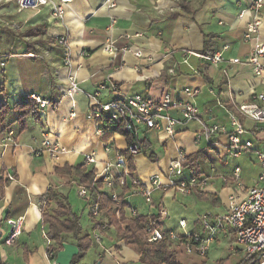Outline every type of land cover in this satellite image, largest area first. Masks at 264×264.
<instances>
[{"label":"crops","instance_id":"obj_1","mask_svg":"<svg viewBox=\"0 0 264 264\" xmlns=\"http://www.w3.org/2000/svg\"><path fill=\"white\" fill-rule=\"evenodd\" d=\"M253 1L116 0V5L109 7L107 0H70L65 4L64 17L57 18L49 5L21 9L19 0H0V107L8 104L13 109L34 94L50 101L28 119L25 129L19 123L13 124L10 129L14 131L13 142L6 141L8 131H3L0 119V264H71L79 251L75 240L66 236L63 247L51 258L48 248L55 242L43 234L46 227L40 203L50 186L69 201L77 193L84 203L81 214L88 211L92 220L90 226L83 227L92 244L79 264H143L140 255L119 237L115 224L110 222L106 211L112 205L108 204L95 218L91 208L97 197L81 196L79 189L83 184L56 168L66 164L94 168L86 161L87 153H95L101 164L126 150L128 140L124 133L110 128L99 133L96 120L89 116L98 104L97 98L90 94L103 85L106 86L101 91L103 101L135 94L158 100L166 91L187 98L186 86L200 87L195 102L201 120L220 123L232 130L227 105L235 107L264 90V79L255 75L246 61L256 39L243 38L248 23L254 19ZM261 10L259 38L264 42V6ZM112 18L116 22L111 26ZM61 36L69 42L70 65L65 63L64 46L57 42ZM109 36L132 50L113 57L103 49ZM225 45L230 48L224 50ZM222 49L225 60L218 64L200 56ZM137 50L143 54L136 55ZM232 57H240L242 61L232 62ZM172 67L176 72L170 71ZM71 74L76 75L80 88L74 94L67 93ZM205 74L213 82H208ZM170 113L182 120L175 134L145 124L138 130L144 149L134 158L135 178L142 186L153 175H159L161 185L153 190V204L146 202L130 180L126 191L118 179L114 186L104 189L108 195L118 194L126 203L127 216L132 208L139 215H150L163 204L167 210L163 229L167 233L172 229L184 233L201 231L199 218L203 213H224L230 195L243 198L256 183L261 171L259 162V174L250 186L243 181V168L237 159L252 152L258 161V153L264 151V131L261 123L245 119L246 127L256 134L246 133L242 138L252 140L254 145L234 155L227 151L225 134L218 135L217 145L198 143L196 134L201 120L184 121L176 109ZM46 137L59 140L68 151L53 157L44 149ZM198 152L202 153L198 160L199 175L207 182L189 194L169 186L171 163ZM192 174V170L184 169L178 179ZM113 208L116 209L114 204ZM20 217L22 232L14 245H8L5 238L12 221ZM182 219L187 220L186 229L179 227ZM105 223L108 227L104 230L100 225ZM224 242L226 248L222 247ZM233 242L229 233L221 236L206 255L183 252L186 255H181V264H215L221 259L227 264H239L242 253L232 250ZM212 248L224 254L212 259Z\"/></svg>","mask_w":264,"mask_h":264},{"label":"built area","instance_id":"obj_2","mask_svg":"<svg viewBox=\"0 0 264 264\" xmlns=\"http://www.w3.org/2000/svg\"><path fill=\"white\" fill-rule=\"evenodd\" d=\"M70 0H19L21 9L39 8L43 5H49L51 13L57 18H63L65 15V4ZM109 7L116 5V0H107ZM264 6V0H254L251 8L255 12L254 19L247 25V31L244 34V40L250 41L256 39L252 46L246 61L249 62L255 75L264 79V42L260 40L259 33L261 27V13ZM116 22L115 18L111 20V26ZM57 42L64 46L65 63L71 64L69 57V42L65 36L58 38ZM230 48V45H225L224 50ZM103 49L110 53L113 57H117L121 52L132 50L130 46H120L117 41L109 36L103 44ZM216 51L214 54H200L206 60L218 64L225 60L224 50ZM136 55H142L141 50L135 52ZM171 54V53H169ZM232 62H240V57L230 58ZM188 60L185 59V62ZM171 72H176L175 68H170ZM198 72L197 69H195ZM105 85L97 89L93 94L97 98V106L89 112V116L96 120L98 132L103 133V122L108 125H118L124 130L135 134V140L128 143L127 149L134 156L142 152V144L139 139L138 130L141 124L147 125L149 128L164 129L169 134L173 135L177 132V126L182 122L181 119L170 113L171 109L179 111L185 120H201L200 109L195 102L196 97L200 94L201 88L197 86H186L184 93L187 98H179L171 91H166L160 99L156 100L150 96L143 94H135L124 97L113 98L109 101H103L102 90ZM79 82L75 74L69 77V88L67 93L74 94L79 92ZM37 103L39 109L46 108L50 101L39 94H34L32 97ZM229 117L233 126L229 130L227 126L220 123H211L201 120V128L196 134L198 143L206 141L209 145H217V137L219 134H225L228 138L227 151L231 154L238 155L247 148H253V141L250 139L243 140L242 136L246 133L256 134L253 129H248L244 123L245 119H251L254 122H259L264 131V90L255 92L249 101L235 105L233 110H229ZM14 131L9 130L6 141L14 140ZM44 149L47 150L53 157L58 158L60 154L66 153V148L59 140H52L49 137L43 142ZM184 156L173 161L169 166V176L171 177L170 185L179 191L189 194L192 193L195 187L203 186L207 180L192 174L190 177L180 180L178 176L184 173L182 160ZM86 161L88 164H93L96 178H102L104 181L103 188L112 187L118 179L122 184H125L126 176L129 174V162L124 154L118 152L115 158L105 160L100 163L95 153H87ZM258 162L261 166L260 174L256 183L248 190L243 198H238L235 195H230L228 208L224 213L211 214L203 213L199 220L201 231L186 230L182 232L180 229H172L168 232V236L175 244H183L185 253H198L206 255L210 247L216 243L221 236L229 235L234 237L232 250L237 253L241 252L242 258L240 263L250 262L251 264H264V151L258 153ZM239 169L236 171V177H239ZM11 179L13 175L9 176ZM133 185L138 191L143 194L148 204H153V190L160 187L161 181L159 175H153L149 183L140 185L137 179L133 180ZM92 187L82 185L79 193L83 197H89ZM113 200L119 202L121 199L116 193L112 194ZM102 208L97 200H94L91 208V213L95 218L101 215ZM159 211L163 219L167 214V210L163 204L159 205ZM132 215H138V211L131 209ZM102 229H106L108 224L100 225ZM187 220L182 219L179 222L181 229H186ZM22 218L12 221V228L5 238V243L14 245L19 235L22 232ZM43 234L47 236L46 229H43ZM145 237L148 241L154 242L164 237L162 229L147 228ZM185 237V240H183ZM101 236L98 235V239ZM227 264V263H226Z\"/></svg>","mask_w":264,"mask_h":264},{"label":"trees","instance_id":"obj_3","mask_svg":"<svg viewBox=\"0 0 264 264\" xmlns=\"http://www.w3.org/2000/svg\"><path fill=\"white\" fill-rule=\"evenodd\" d=\"M215 51H209L214 54ZM206 75L208 82H213L212 78ZM228 109L233 110L232 104L227 105ZM38 103L31 97H26L17 103L13 109L8 104H3L0 107V119L3 124V131H9L14 123H19L21 129H25L28 119L37 115ZM12 119H14L12 121ZM103 127L122 132L127 136L128 143L135 140V134L124 130L116 125H108L103 122ZM142 144V141H141ZM142 150L144 146L142 144ZM129 162V174L126 176L124 190L128 189L129 180L133 182L135 178L136 166L134 163L135 156L126 148L121 152ZM202 157V153L198 152L189 156H185L182 160L184 169H190L195 176H199L198 160ZM57 172L70 174L72 177L86 186L92 187L90 193L97 197V202L104 209L108 204L111 208H107V215L110 222L114 223L119 237L125 240L136 252L140 255V260L143 264H181L180 259L185 252L183 244H175L168 236V233L163 229V217L160 214L159 206L157 211L150 215H129L125 214L126 203L123 201H115L112 198V193L109 196L103 188L104 181L102 178H96L95 169L87 168L84 164L70 166L66 164L64 167H57ZM75 181V180H73ZM91 196V195H90ZM89 196V197H90ZM86 197V198H89ZM120 198V196H119ZM113 204L116 209L113 208ZM40 208L42 211V223L46 227L47 237L54 241L48 248L49 256L55 257L57 252L63 247V241L66 236H70L75 240L78 246V253L71 260V264H79L88 249L92 244V239L89 233L84 232L81 224V216L72 209L69 198L63 195L56 187L50 186L41 198ZM162 229L164 237L154 242L146 239L145 234L147 228ZM185 237H183V240ZM215 264H226L225 259H221ZM239 264H251L250 262Z\"/></svg>","mask_w":264,"mask_h":264},{"label":"rangeland","instance_id":"obj_4","mask_svg":"<svg viewBox=\"0 0 264 264\" xmlns=\"http://www.w3.org/2000/svg\"><path fill=\"white\" fill-rule=\"evenodd\" d=\"M232 161H235V160L232 159ZM237 161L243 168V172H242L243 181L247 185L252 186L254 184V178L258 176L259 171H260V166L258 164L256 156L252 155V152H247V153H244L240 158H238ZM74 195H76L75 200H73ZM74 195H71L70 197V200H71L70 203H71L72 209L81 216L82 227L86 229L88 226L92 224L91 222L92 220L88 216V211L84 215L81 214L82 208L84 207V203H82V200L80 199L77 193H75ZM226 246L227 244L226 242H224L222 247L226 248ZM222 254H224L222 250L217 251V252L214 251V248H212L211 250L212 259L214 258L218 259V257H220Z\"/></svg>","mask_w":264,"mask_h":264}]
</instances>
